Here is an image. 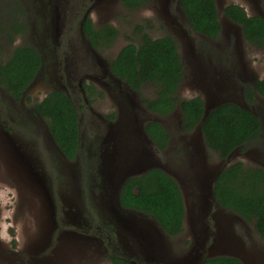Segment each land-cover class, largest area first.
<instances>
[{
	"label": "rangeland",
	"instance_id": "obj_1",
	"mask_svg": "<svg viewBox=\"0 0 264 264\" xmlns=\"http://www.w3.org/2000/svg\"><path fill=\"white\" fill-rule=\"evenodd\" d=\"M176 2L177 0H170L172 8H175ZM229 3L241 5L250 16L259 15L264 18V0H261L256 5L257 10L255 11L252 10L246 0H217L221 22L227 23L223 18V9ZM8 4L7 0H0V14ZM108 5L109 13L105 19L115 26L117 41L114 44V50L112 48L104 51L103 53L106 54L104 56H112L115 49L119 46L128 43L137 45L140 37V32L136 30L137 26H142L141 32L148 34L152 39L169 35L175 39L184 63V79L176 95L179 101L199 96L209 105H216L222 100L230 99L240 102L253 110L251 105H248L246 101L244 102L240 96L232 98L231 95L222 92L227 84L228 73L233 68L239 69L242 65H247L255 70L258 73L259 80L260 78L264 79V47L257 49L247 44L239 26L233 23L231 25V29L238 39L235 47H226V36L224 34L214 41H209L194 35L187 26L186 36L189 39V43L185 42L182 44L178 37L166 30L165 20L162 18L164 13L162 5L155 8L154 4L150 2L138 10L125 9L121 5L120 0H108ZM170 5L167 7L169 8ZM158 10L162 13V16L158 13ZM177 13L182 16L180 12ZM200 41L210 54L213 53L211 55L216 54L218 56L219 60L217 59L216 62L218 61L217 64L219 63L218 65L223 66L224 73L210 70L199 59L195 49L199 46ZM21 42L22 39L16 38V44H21ZM234 49L235 51L238 50L239 59L233 54ZM9 50L10 47H6L4 53H0L1 62L7 59ZM228 77L230 78L229 75ZM196 84L199 86H196ZM205 86L215 94L209 93ZM64 88L70 94L69 90L66 87ZM38 90L37 86L31 88L32 92ZM40 95H44V92H41ZM1 96L2 92L0 90V125L8 124L11 126L14 115L12 113L7 114L5 103ZM138 96L147 99L153 98V87L145 85ZM91 97L96 99V95ZM104 98L105 96L103 95L101 102L96 100L93 104L95 109L102 113L111 110L109 101ZM78 105L80 106L79 116L81 118L80 133L85 138L92 139L96 133L90 129L88 124L90 119L89 111L83 107V103L80 102ZM259 106L263 108L261 102ZM181 118L179 107L169 116L162 118L144 113L145 121L155 120L161 122L169 131L171 142L169 148L163 153L156 152L151 148L152 153L146 145V149L150 154L145 151L143 165H154L155 163L162 166L166 172L175 177L186 202L184 231L174 238L165 235L152 217L140 214L134 215L135 223L142 220L146 222V229L149 234V231L152 230L154 234L159 233L161 235L160 242H157L153 247L150 245L149 248L144 249V252L141 253L142 258L145 257L144 259L146 260L148 258L146 255L152 252L150 261L152 260L153 264H174V259L178 260L201 252L202 249H204L202 256L206 255L208 253L206 249L212 243L210 233L216 230L212 219V213L216 210V207L214 203L208 200V205L203 203V195L206 190L202 191V189L205 186L210 192L212 175H215L216 169L223 167L226 163L216 153L205 147L202 138L196 130L182 133L180 130ZM15 125L13 124L11 128L15 129ZM40 126L42 131H44L43 134L47 143H50L51 140L46 131V122L42 120ZM33 136L34 134L32 133L27 135L28 139H31L30 147L26 146L20 155H17L16 149L11 148L9 144L7 146L0 144V264H110L105 253H103L106 251H103V248L101 251L96 244H91L86 235L82 234L85 232L90 235L92 232L91 227L95 225H101L104 229V222L107 221L104 218V211L98 210L99 207L96 204L98 199L102 197L101 191L104 190L105 185L101 183V174L99 172L95 173L98 176L96 180L99 186L95 194L97 199L92 200L97 208H94L92 200H88L86 194V209L82 212L83 219H75L72 213L74 212V207L72 204L69 206L68 202L74 200L78 208H80L83 201H79V198L68 191L63 192L66 178L62 177L61 185H58L56 174L60 168L57 166L56 161H52L49 153L46 152L40 137L37 139L31 138ZM25 139L28 140L26 137ZM193 141L199 143L202 152L200 157L202 158L203 156L197 171L192 167L196 166V161L191 156ZM47 143H45V146L48 145ZM145 144L149 143L145 142ZM252 146H249L248 150L240 148L235 151L232 162L241 161L248 166L264 168V154L251 150L250 147ZM27 151L28 154L26 153ZM200 165H204V167ZM104 169L101 168V173L102 171L104 172ZM120 169L116 174L118 178L122 176ZM129 170L142 171V164L129 168ZM106 171L102 175L107 176ZM203 181L205 182L202 184ZM117 184L118 181L116 180L112 195L117 193ZM74 185L76 186L75 183ZM83 190L86 191L84 187ZM50 198H52L53 209ZM61 207L65 208V214L61 211ZM108 207H111V203L108 204L106 201V208ZM80 220L82 221L80 222ZM231 220L232 232L241 243L244 251L248 253L247 263L264 264V241L256 235L251 224L240 216L234 215ZM85 222L88 223L84 224ZM149 222L155 228L149 229ZM133 227L141 230L139 224ZM135 257L137 264L143 262L140 256Z\"/></svg>",
	"mask_w": 264,
	"mask_h": 264
},
{
	"label": "flooded vegetation",
	"instance_id": "obj_2",
	"mask_svg": "<svg viewBox=\"0 0 264 264\" xmlns=\"http://www.w3.org/2000/svg\"><path fill=\"white\" fill-rule=\"evenodd\" d=\"M260 1L246 0L254 11L257 10L256 5ZM7 2L9 4L3 9L0 17L7 16L11 13L16 18V27L18 29L20 26V31L13 34L11 32L12 44H9L4 39L0 41L4 46V51L6 47H10V50L18 46L31 47L39 55L40 65L19 97H14L0 87L2 92L1 99L4 100L6 112L7 114L12 113L14 115L12 117L13 123L11 124H16L15 129L11 128L12 125H0V144H4L5 146L9 144L11 148L16 149L17 155H20L26 146L28 148L30 147L31 139H28V134H34L31 138L37 139L40 137V140L44 143L46 152L49 153L52 161H56L57 166L60 168L56 174V180L59 182L58 185H61L62 177L66 178L65 183L63 182L65 184L63 192L68 191L79 198V201H83L80 208H78L74 200L68 202L69 206L72 204L74 207V212L72 213L77 220L83 219L82 212L86 209L85 195L87 194V198L90 201L97 199L95 194L99 184L96 180L98 176L95 173L99 172L101 174V183L105 185L104 190L101 191L102 197L98 199L96 204L99 207L98 210L104 211V218L107 221L104 222V229L101 225H95L91 227L92 232L90 235L84 231L82 234L86 235L91 241V244H96L101 251L102 248L103 251H106L103 253H105L110 264H112L111 257L123 258L133 263L137 260L135 256L142 258L141 253L144 252L145 247L140 244L138 231L128 227V225H123L119 220L122 217H132L135 219V214H145L134 210H127L120 206L106 208V201L108 204L112 203L111 197L113 196L115 181L119 180L118 175H116L118 168L141 163L144 160L145 151L150 154L146 149V145L151 152V148L161 153L169 148L171 142L169 131L160 121H145L144 113L162 118L169 116L175 110L166 116H160L148 111L142 102L144 97L141 98L138 96L144 86L136 91L112 73L110 69L112 61L127 44L117 47L112 56L106 57L104 56L106 54L103 52L114 47L117 41V35L108 46L96 47L92 44L90 37L84 30L85 24L87 29L90 27L94 30H98L105 25H111L115 28L112 23L107 22V19H105L109 13L108 0H7ZM10 2L11 11L5 13V9H8ZM120 2L124 6L123 0H120ZM150 2L154 4L155 8L161 5L164 7L163 16L159 10L158 13L165 20L166 30L178 37L182 44L185 42L188 44L189 39L186 36V26L189 28L190 26L180 8L178 0L175 8L171 7L170 0H147L145 4L140 5L136 9L124 7L128 10H138ZM168 5H170L169 8L167 7ZM215 5L218 11L217 0H215ZM177 12H180L183 17ZM218 21L221 30L216 38L224 34L226 36V47H235L238 39L231 29L232 23L221 22L219 14ZM11 26L12 24L9 25V28ZM191 32L199 38L209 41L216 40V38L210 39L192 30ZM16 38L22 39L21 44L15 43ZM206 49L200 41L199 46L195 49V53L210 70L224 73L223 66L218 65V61L216 62L218 56L215 53V55H211L213 53L210 54ZM233 54L239 59L238 50L235 51L234 49ZM228 75L226 79L227 84L224 86L222 92L231 95L232 98L240 96L245 102L246 87L254 86L259 80L258 73L247 65H242L239 69L233 68ZM260 80L263 79L260 78ZM34 86H37L39 90L32 92L31 88ZM196 86L199 85L196 84ZM64 87L69 90L70 94ZM206 89L209 93L215 94L207 87ZM41 92H44V95H40ZM53 92L64 93L76 110L78 139L72 158L65 156L56 144L54 145L50 141V143H47L46 137L43 134L44 131H42V127L40 126L42 120L46 122V119H43L38 114L35 106ZM92 95H96V99H93L91 97ZM103 95L105 96L104 99L109 101V107L111 109L104 113L97 111L93 106L96 100L100 102L103 100ZM80 102L89 111L90 119L88 120V124L90 129L96 133L92 139L85 138L80 133L81 118L79 116L80 106L78 105ZM246 102L248 105H251L254 110L250 109L251 113L260 122V131L257 140L249 142L239 147V149L245 148L248 150V147L253 145L250 147L251 150L264 154V95L254 92L251 102L248 103V100ZM260 102L263 108L259 106ZM150 122L161 124L169 135L167 146L164 150H159L145 132V126ZM180 130L182 133H188L187 131L183 132L182 128ZM145 142L149 144H145ZM193 142L191 156L192 158L194 157L196 166L192 167L197 171L199 169V163L203 160V156L202 158L200 157L202 152L199 143L197 141ZM45 143L48 145L45 146ZM26 153L28 154V151ZM200 166L204 167V165ZM101 168H105L102 173H105L107 169V176L102 175ZM119 186V190L117 191L118 195L122 183ZM83 187L86 191L83 190ZM204 190L205 186L202 191ZM93 200L92 204L94 208H97ZM50 203L52 205V198H50ZM61 211L65 214L66 210L64 207H61ZM87 223L85 222L84 224ZM150 224L149 222L148 228L152 229L154 226ZM124 226L126 227V232L122 233L121 230ZM149 232L151 234L149 235L150 237L160 239L158 233L154 234L152 230ZM135 251L138 252L135 253ZM150 255V253L146 255L148 257L146 260L144 259L145 257L142 258L144 264H153V261H150V258H152Z\"/></svg>",
	"mask_w": 264,
	"mask_h": 264
},
{
	"label": "trees",
	"instance_id": "obj_3",
	"mask_svg": "<svg viewBox=\"0 0 264 264\" xmlns=\"http://www.w3.org/2000/svg\"><path fill=\"white\" fill-rule=\"evenodd\" d=\"M147 0H123L125 7L136 9ZM191 30L215 39L221 30L215 0H179ZM11 11V2L5 13ZM223 13L240 27L245 42L255 48L264 46V20L250 16L239 4H228ZM0 41L12 44L11 32H19L16 18L11 13L0 17ZM12 26L9 28V25ZM94 46H108L117 35L111 25L98 30L84 26ZM137 45L129 43L111 63V71L132 89L151 85L154 97L144 98L146 109L166 116L177 107L181 112L182 131L195 129L204 114L201 97L195 96L179 102L176 94L184 79V63L176 41L168 35L152 39L141 26ZM4 46L0 43V53ZM40 65L37 52L28 46L10 50L5 62L0 61V87L14 97H19ZM254 92L264 95V79L254 86H247L245 99L251 102ZM38 114L46 119L47 129L55 144L65 156L72 158L77 146L78 130L76 110L69 98L61 92L49 94L35 106ZM145 132L159 150L167 146L169 135L157 122L147 123ZM205 147L226 158L235 149L258 139L259 120L249 111L234 103H224L209 111L200 127ZM214 198L218 205L250 223L256 235L264 241V168L248 166L237 161L221 170L214 181ZM121 208L150 216L168 237L174 238L184 231V204L176 181L159 168L127 178L118 195ZM112 264H136L123 258L111 257ZM138 264H144L140 262ZM202 264H242L226 256L206 259Z\"/></svg>",
	"mask_w": 264,
	"mask_h": 264
},
{
	"label": "water",
	"instance_id": "obj_4",
	"mask_svg": "<svg viewBox=\"0 0 264 264\" xmlns=\"http://www.w3.org/2000/svg\"><path fill=\"white\" fill-rule=\"evenodd\" d=\"M178 2H179V0H178ZM260 17L264 20V18L262 16H260ZM223 18L226 20V22H228L230 24L232 23L230 20H228V18L225 16V14H224ZM240 31H241V29H240ZM228 102L234 103V104L238 105L240 108L251 112V110L247 106H245L244 104L237 102V101H232L230 99L222 100L221 102H219L216 105H212V104L209 105L207 102H205L203 100L204 114H203V117L201 118L200 122L197 124V126L194 129L199 133L201 138H202V133H201L200 127H201L202 122L205 120L206 116L208 115L209 111H211L212 109L216 108L217 106H219L221 104L228 103ZM46 131H47V134H48L51 142L55 145V142H54L51 134L49 133L48 129ZM202 140H203V138H202ZM238 149L239 148L235 149L226 158L222 159V161H225L226 164L223 167L216 169L217 171L211 179L210 192H208V189H206L207 187L205 188L206 193L203 195L204 196L203 203L205 205H208V203H207V200H208V201L214 203V205L216 207V210L212 213V219L214 221V225L216 227V230H214L213 232L210 233L211 237H212V243L206 249V250H208V253L206 255L202 256V251L204 250V249H202L201 252H197L195 254H191V255L182 257L178 260L174 259V261H173L174 264H202L206 259L219 257V256H226V257L235 258V259L239 260L242 264H248L247 263L248 253L244 251L241 243L239 242V240L236 238L235 234L231 230V224H232L231 219L234 217L235 214H233L232 212H227V210L221 208L218 205V203L215 201L214 192H213L214 181H215L216 177L218 176V174L220 173L221 170L225 169L226 167H228L230 164L233 163L232 162L233 155H234L235 151H237ZM139 164H142V171H138V170L137 171H131V170H129V168H132V167L137 166ZM139 164H135V165L129 166V167H127V166L122 167L121 169L118 168V171L120 169V173L122 174V176H120L118 178L119 180H118V184L116 186L118 190L120 187L119 185H121V183L123 184L127 178L132 177V176L141 175V174L145 173L146 171H148L152 168H159V169L163 170L167 175H169L170 177H172L176 181V183L178 184L179 189H180V185L177 182L176 178L173 177L172 175H170L168 172H166L162 166L157 165L155 163H154V165L145 164V166H144L143 161ZM204 182L205 181H203L202 184ZM180 191H181V189H180ZM207 192H208V194H207ZM181 194H182L183 204H184V221H183V224H184L185 216H186V202H185V196L183 195L182 191H181ZM112 203H111V207L119 206L117 193L113 195ZM235 216H237V215H235ZM134 220L135 219H133L132 217L120 218V222L123 225H125V226L128 225V227L134 228V229H136V231H138L137 233L140 236V238H139L140 244L143 245L144 247L146 246V248H144V249L149 248L150 245L153 247L157 244V242H160V239H155V238H152L149 236L150 234L148 233V231L146 229V222L144 220L139 221L138 223H135ZM137 224H139L141 226V228H140L141 230H138L137 228L133 227ZM125 226L121 230L122 233L126 232ZM159 236H161V235L159 234ZM150 254H152V252H150Z\"/></svg>",
	"mask_w": 264,
	"mask_h": 264
}]
</instances>
